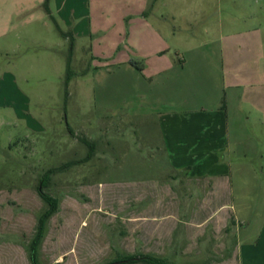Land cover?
<instances>
[{
    "label": "rangeland",
    "instance_id": "1",
    "mask_svg": "<svg viewBox=\"0 0 264 264\" xmlns=\"http://www.w3.org/2000/svg\"><path fill=\"white\" fill-rule=\"evenodd\" d=\"M91 1L98 7L75 40L71 35V47L51 26L47 32L36 25L12 46L0 41V264H33L28 248L47 208L38 191L42 178L43 192L57 203L38 264H108L137 254L173 264H264L261 165L242 179L250 187L235 182L227 195L171 170L139 121L155 109L153 77L144 70L152 59L142 55L157 43L129 35L137 27L124 6L134 0H85V8ZM161 2L175 14L160 28L176 60L188 35H205L201 17L186 23L205 0ZM79 137L92 144L91 155ZM221 201L233 215L219 208Z\"/></svg>",
    "mask_w": 264,
    "mask_h": 264
},
{
    "label": "crops",
    "instance_id": "2",
    "mask_svg": "<svg viewBox=\"0 0 264 264\" xmlns=\"http://www.w3.org/2000/svg\"><path fill=\"white\" fill-rule=\"evenodd\" d=\"M84 1L48 0L47 12L45 0H0V41L12 46L21 33L31 36L36 25L47 32L57 26L75 40L77 27L98 7L91 1L85 8ZM208 2L186 19L192 25L201 17L205 35L201 40L188 35L187 47L176 60L170 58L160 28L175 18L170 5L134 0L125 4L124 12L134 17L137 27L129 32L131 37L137 33L145 43H157L142 55L152 59L144 70L153 77L155 94V109L139 118L147 144L162 152L171 170L212 182L227 195L235 182L250 187L241 181L254 176L257 165L264 170V0H218L217 7ZM106 8L113 10L112 5ZM214 42L217 50H208ZM221 202L219 208L229 207L233 215L230 203Z\"/></svg>",
    "mask_w": 264,
    "mask_h": 264
},
{
    "label": "trees",
    "instance_id": "3",
    "mask_svg": "<svg viewBox=\"0 0 264 264\" xmlns=\"http://www.w3.org/2000/svg\"><path fill=\"white\" fill-rule=\"evenodd\" d=\"M47 3H48V0H45L43 7L48 12ZM55 27L61 36L69 38L70 47H71V45H72L71 35L69 33H63L59 30V28L57 26H55ZM69 79H70V70H69V68H67L66 84L68 83ZM69 132L71 134H73L71 130H69ZM79 140L81 143H83L84 145H86L89 148V150H90L89 155H91L92 144H90L83 137H79ZM43 180H44V178H42V182L38 188V191H39V196L44 201V203L47 205V208L38 218L35 236H34L32 243L30 244V246L28 248L29 258L33 264H38L37 247H38V244H39V242L43 236V233H44L45 222L55 212L56 203H57L54 198L48 196L47 194H45L43 192V190L41 188V187H43L42 186ZM115 261H121L120 264H138V263H140V264H173L164 258L157 257L154 255H150V254L126 255L124 257L116 258L112 262H115ZM110 263H108V264H110Z\"/></svg>",
    "mask_w": 264,
    "mask_h": 264
},
{
    "label": "water",
    "instance_id": "4",
    "mask_svg": "<svg viewBox=\"0 0 264 264\" xmlns=\"http://www.w3.org/2000/svg\"><path fill=\"white\" fill-rule=\"evenodd\" d=\"M121 261H115V262H111L110 264H120Z\"/></svg>",
    "mask_w": 264,
    "mask_h": 264
}]
</instances>
